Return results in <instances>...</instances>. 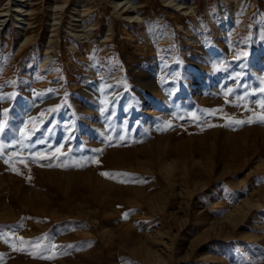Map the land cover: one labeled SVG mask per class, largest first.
<instances>
[{"label":"rangeland","instance_id":"obj_1","mask_svg":"<svg viewBox=\"0 0 264 264\" xmlns=\"http://www.w3.org/2000/svg\"><path fill=\"white\" fill-rule=\"evenodd\" d=\"M172 1L0 0V264H264V0Z\"/></svg>","mask_w":264,"mask_h":264},{"label":"bare ground","instance_id":"obj_2","mask_svg":"<svg viewBox=\"0 0 264 264\" xmlns=\"http://www.w3.org/2000/svg\"><path fill=\"white\" fill-rule=\"evenodd\" d=\"M20 1H24V0H20ZM174 2V0L171 2V3H173ZM176 2V1H175ZM178 3V2H177ZM176 3V5H177V8L176 9H178V10H182V9H184V7H182V5L181 4H177ZM21 6L18 4L17 5V10H19V11H21L22 9H19ZM224 7H226V10L224 11L225 13L228 11V6H227V4L226 3H224ZM128 9H130V8H128ZM129 11H131V13H134L133 11H134V9L133 10H129ZM7 16V14H2V15H0V17H6ZM5 21V20H4Z\"/></svg>","mask_w":264,"mask_h":264},{"label":"snow or ice","instance_id":"obj_3","mask_svg":"<svg viewBox=\"0 0 264 264\" xmlns=\"http://www.w3.org/2000/svg\"><path fill=\"white\" fill-rule=\"evenodd\" d=\"M237 123H240L239 121ZM103 174V173H102Z\"/></svg>","mask_w":264,"mask_h":264}]
</instances>
